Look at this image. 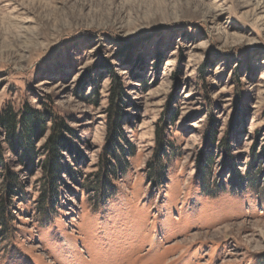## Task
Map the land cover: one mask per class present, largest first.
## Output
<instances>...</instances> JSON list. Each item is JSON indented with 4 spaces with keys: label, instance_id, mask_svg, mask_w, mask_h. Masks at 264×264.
<instances>
[{
    "label": "rangeland",
    "instance_id": "rangeland-1",
    "mask_svg": "<svg viewBox=\"0 0 264 264\" xmlns=\"http://www.w3.org/2000/svg\"><path fill=\"white\" fill-rule=\"evenodd\" d=\"M4 110L0 264H264V0H0Z\"/></svg>",
    "mask_w": 264,
    "mask_h": 264
},
{
    "label": "trees",
    "instance_id": "trees-1",
    "mask_svg": "<svg viewBox=\"0 0 264 264\" xmlns=\"http://www.w3.org/2000/svg\"><path fill=\"white\" fill-rule=\"evenodd\" d=\"M17 115L15 113H12V111L4 110L0 113V127H2L5 131H8L9 140L12 144V146L15 148V151H18V147L24 148V154L22 156V160H30V163L34 162V150L31 143V136L33 132H36L40 129V127H37V125H30V130L27 128V116H24L22 120H17ZM29 122V121H28ZM18 123L22 126L23 133L21 136H17V125ZM59 126V125H58ZM32 127V128H31ZM26 129V132H25ZM55 131H59L60 128H54ZM28 130V131H27ZM62 135L57 134L50 138L49 142L47 143L46 147L50 151L49 155V164L45 166L47 174H48V185L51 186V184L56 185L57 184V177L60 175L61 170V164L60 156H61V150L65 146V142L62 139ZM0 163H2V157H0ZM3 166V165H0ZM6 166V164H5ZM17 177L15 174H10L8 177V184H7V193L10 192V194H15V187H17L16 179ZM54 187V186H53Z\"/></svg>",
    "mask_w": 264,
    "mask_h": 264
}]
</instances>
